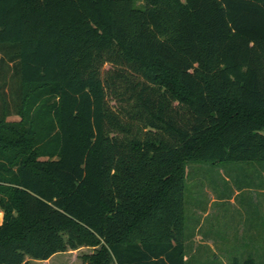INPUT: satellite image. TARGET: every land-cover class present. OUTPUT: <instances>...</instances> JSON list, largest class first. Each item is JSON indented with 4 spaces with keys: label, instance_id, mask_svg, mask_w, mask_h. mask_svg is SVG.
<instances>
[{
    "label": "trees",
    "instance_id": "1",
    "mask_svg": "<svg viewBox=\"0 0 264 264\" xmlns=\"http://www.w3.org/2000/svg\"><path fill=\"white\" fill-rule=\"evenodd\" d=\"M187 161L264 162V0H0V264H187Z\"/></svg>",
    "mask_w": 264,
    "mask_h": 264
},
{
    "label": "rangeland",
    "instance_id": "2",
    "mask_svg": "<svg viewBox=\"0 0 264 264\" xmlns=\"http://www.w3.org/2000/svg\"><path fill=\"white\" fill-rule=\"evenodd\" d=\"M185 173L187 264H229L234 256L264 264V162L187 161ZM92 251L81 246L29 264H83Z\"/></svg>",
    "mask_w": 264,
    "mask_h": 264
}]
</instances>
